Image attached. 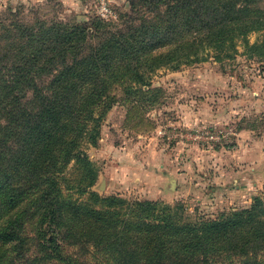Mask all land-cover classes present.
I'll return each mask as SVG.
<instances>
[{
  "label": "rangeland",
  "instance_id": "1",
  "mask_svg": "<svg viewBox=\"0 0 264 264\" xmlns=\"http://www.w3.org/2000/svg\"><path fill=\"white\" fill-rule=\"evenodd\" d=\"M176 1L0 0V78L8 67L15 66V51L33 45L29 34H43L41 26L63 30L75 24L88 25L93 17L100 20L99 26L94 25L89 31V37L78 35L62 43L59 39L57 43L47 40L41 46L44 50L37 62L40 71L23 74L21 82L32 79L47 86L55 79V69L60 67L56 63L60 64L62 59L52 64L46 52L48 46L84 50L104 41L124 49L130 46L139 52L130 55L129 60L117 54L111 61L121 69L136 68L139 62L143 78L133 83L136 70L106 77L111 82L108 88L111 95L100 102L104 110L99 114L96 143L86 142L82 146L97 169L96 181L89 189L100 197L123 198L125 204L152 201L179 207L189 221L215 219L249 208L255 196L264 193V0L242 1L240 15L245 33L237 35L240 37L235 38V49L228 48V57L222 62L215 60L216 49L203 44L206 41L197 47L199 59L173 55L168 45L158 48L155 44H142L138 48L130 44L147 21L164 15ZM102 3L108 8L107 16L99 13ZM233 16L230 11L226 13L228 23ZM112 34L116 36L111 37ZM185 36L189 42L193 39L191 35ZM42 38L37 39L40 42ZM182 48L193 50L189 45ZM144 51L153 57L140 56ZM2 87L0 83V101L6 96ZM23 95L24 101L30 100L33 92L27 89ZM6 111L13 110L2 104L1 118ZM0 125L3 126L2 121ZM72 164L73 161L66 165L61 175L57 195L61 208L58 217L63 216L60 235L48 230L41 235L36 210L31 207L22 212L15 203L10 215L14 211L19 212L15 216L27 218L20 233L22 241L0 244V264H132L134 259L139 264H148L143 261L152 252L144 246L134 252L135 240L81 236L90 228L97 232L96 225L102 228L114 224L71 216L67 203L87 200L73 187L81 179L82 170L71 167ZM9 168L12 166L2 173ZM169 178L175 179L174 189L168 188ZM18 183V171L2 177L0 197L20 192ZM110 203L104 202L103 216L128 218L123 206ZM7 222L5 219L3 226ZM68 225L73 226V233L72 229L68 232ZM198 248L189 249L190 257L184 264H253L255 258L264 257V249L258 245L244 249L240 244L232 247L222 240H212L211 244ZM205 248L206 252L200 251ZM185 253L180 256H186ZM159 254L154 256L162 264H172L168 258L178 256ZM175 261L174 264H180Z\"/></svg>",
  "mask_w": 264,
  "mask_h": 264
},
{
  "label": "trees",
  "instance_id": "2",
  "mask_svg": "<svg viewBox=\"0 0 264 264\" xmlns=\"http://www.w3.org/2000/svg\"><path fill=\"white\" fill-rule=\"evenodd\" d=\"M242 1L177 0L164 15L147 21L142 26V32L134 35L130 44H136L138 48L142 44H155L158 48L168 45L167 48L173 55L181 54L184 59H199L197 47L206 41L203 44L216 49L213 55L215 60L222 62L228 57V48L235 47V38L240 37L237 35L243 36L245 33V23L240 15ZM229 11L234 16L228 23L226 13ZM98 21L100 20L93 17L88 25L75 24L63 30L54 26H41L43 34H29L33 45L30 40L29 49L25 46L17 49L15 66L8 67L0 78L6 93L5 100L0 101V107L5 104L13 110L12 113L6 111V115L0 117L3 123V126L0 125V184L2 177L18 171V185L21 189L14 195L0 197V244L22 241L20 233L27 218L15 216L19 212L14 211L10 215L15 203L17 209H23L22 212L29 211L31 207L36 210L41 235L45 230L53 235H60L58 230L63 216L58 217L61 208L57 195L62 182L61 175L66 171V165L73 161L71 167L82 170L81 179L73 187L79 192V196L84 195L87 200L69 201L67 205L71 216H83L88 221L94 220L93 223L105 220L114 224L102 228L96 225L97 228L94 229L97 232L90 228L89 232L81 233V236L95 240H135L134 252L138 253L142 246L152 252V255L144 258L143 263L148 264H162V260L154 256L160 252L177 254L178 256L168 258V262L174 264L176 260L175 263L184 264L188 261L187 257H190L189 249H200L198 247L211 244L212 240L230 242L232 247L240 244L245 249L248 245L253 248L258 245V248L264 249V245H261L264 243V193L255 196L249 208L232 211L220 218L189 221L183 217L179 207L157 205L152 201L125 204L126 200L123 198L100 197L89 189L96 181L97 169L82 146L86 142L96 143L99 114L104 110L100 102L111 95L108 90L111 82L106 77L111 78L115 72L136 70L133 83L143 78L137 58L136 68L121 69V66L117 67L111 61L117 54L119 58L129 60L130 55H137L139 52L136 53L130 46L124 49L104 41L84 50L48 46L46 52L52 64L57 59H62L60 64L56 63L60 67L55 69V79L47 86H42L32 79L22 83L21 78L40 71L37 62L40 60V52L44 50L41 46H45L47 40L50 43H62L66 39L67 42L76 39L78 35L89 37L93 26H99ZM185 35H191L193 39L189 42ZM113 36L116 35L112 34L111 37ZM40 37L43 38L39 42L37 38ZM109 41H112L111 38ZM40 43L42 45L38 46ZM185 45L193 50L183 49ZM139 55L153 57L147 51L140 52ZM27 89L32 90L33 97L24 101L23 93ZM9 166L12 168L2 173ZM106 201L123 206L128 218L116 220L103 216L106 211L102 209ZM4 207L6 210L2 211ZM5 219L8 222L3 226ZM88 224L93 227L91 223ZM68 227L69 232L73 226ZM70 233H73V229ZM184 251H188V254ZM200 251L204 253L207 248ZM180 253H185L186 256H180ZM132 264H139V260L134 259ZM253 264H264V257L255 258Z\"/></svg>",
  "mask_w": 264,
  "mask_h": 264
},
{
  "label": "built area",
  "instance_id": "3",
  "mask_svg": "<svg viewBox=\"0 0 264 264\" xmlns=\"http://www.w3.org/2000/svg\"><path fill=\"white\" fill-rule=\"evenodd\" d=\"M99 13L102 15V16H107L108 15V8L106 6L105 3H102L101 7H100V10H99Z\"/></svg>",
  "mask_w": 264,
  "mask_h": 264
},
{
  "label": "water",
  "instance_id": "4",
  "mask_svg": "<svg viewBox=\"0 0 264 264\" xmlns=\"http://www.w3.org/2000/svg\"><path fill=\"white\" fill-rule=\"evenodd\" d=\"M174 186H175V179L169 178L168 188L169 189H174Z\"/></svg>",
  "mask_w": 264,
  "mask_h": 264
}]
</instances>
